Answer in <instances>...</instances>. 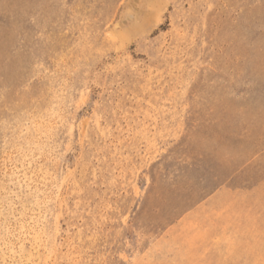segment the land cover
Returning a JSON list of instances; mask_svg holds the SVG:
<instances>
[{
  "label": "rangeland",
  "instance_id": "rangeland-1",
  "mask_svg": "<svg viewBox=\"0 0 264 264\" xmlns=\"http://www.w3.org/2000/svg\"><path fill=\"white\" fill-rule=\"evenodd\" d=\"M0 264H264V0H0Z\"/></svg>",
  "mask_w": 264,
  "mask_h": 264
}]
</instances>
